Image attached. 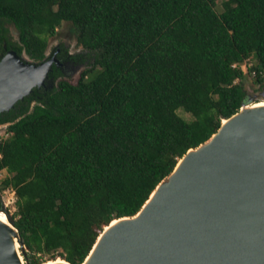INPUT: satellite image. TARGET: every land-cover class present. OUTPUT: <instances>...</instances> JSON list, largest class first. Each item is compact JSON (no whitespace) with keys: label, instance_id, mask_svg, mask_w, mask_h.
Here are the masks:
<instances>
[{"label":"trees","instance_id":"trees-1","mask_svg":"<svg viewBox=\"0 0 264 264\" xmlns=\"http://www.w3.org/2000/svg\"><path fill=\"white\" fill-rule=\"evenodd\" d=\"M216 1L0 0V58L40 62L65 21L80 50L60 44L55 57L86 65L70 83L51 64L44 86L0 112V189L14 192L24 264H79L109 222L134 215L186 150L251 101L230 65L251 57L261 87L264 0L219 11Z\"/></svg>","mask_w":264,"mask_h":264},{"label":"water","instance_id":"water-1","mask_svg":"<svg viewBox=\"0 0 264 264\" xmlns=\"http://www.w3.org/2000/svg\"><path fill=\"white\" fill-rule=\"evenodd\" d=\"M52 63L61 64L54 55L32 62L23 53L6 51L0 58V112L44 86ZM260 96L264 99V85ZM252 102L189 148L193 151L180 169L173 174V167L157 183L154 198L140 206L135 219L105 231L87 264H264V108L232 118ZM0 211L21 247L1 202ZM0 264H19L2 236Z\"/></svg>","mask_w":264,"mask_h":264},{"label":"rangeland","instance_id":"rangeland-1","mask_svg":"<svg viewBox=\"0 0 264 264\" xmlns=\"http://www.w3.org/2000/svg\"><path fill=\"white\" fill-rule=\"evenodd\" d=\"M222 2L223 0H217L215 2V7L214 9L216 11H219L222 8ZM9 34L13 40L16 39V31L11 25H7ZM60 44H63L67 48V53H74L76 51L80 50V47L75 44V34L73 32V28L71 27L70 23L61 21L59 26L56 28V32L53 36L47 38V43L44 51L45 57L48 56L53 48L59 46ZM86 65L85 64H77V65H66L64 67V76L61 78L67 80L70 83H75L78 73L85 69ZM243 86L246 92L251 95V100L256 101H264V99L260 96L261 89L259 88L258 84L254 82V78L244 76L243 80ZM176 113L183 119L189 120L190 116L189 114L185 113L181 109H177ZM5 127L0 126V137L3 138L4 136L2 135V132L4 131ZM5 175V171L0 170V178H2ZM5 189H8L7 192ZM10 189L9 188H1L0 189V202H2V205H6V211L9 212L10 214L13 213L15 210L14 203L10 204ZM25 249L21 246L18 247V253L21 256L22 262L24 264V260L22 258V255L24 253ZM58 258V257H56ZM51 260V259H49ZM46 261V260H44ZM43 261V262H44Z\"/></svg>","mask_w":264,"mask_h":264},{"label":"bare ground","instance_id":"bare-ground-1","mask_svg":"<svg viewBox=\"0 0 264 264\" xmlns=\"http://www.w3.org/2000/svg\"><path fill=\"white\" fill-rule=\"evenodd\" d=\"M256 101H258V100H256ZM256 101L252 102L250 105H246V106L242 107L241 111H238L234 116H232V118L244 115L245 112H247L250 109L264 108V101H258V102H256ZM227 121L228 120H226V119L221 120V126H224L227 123ZM1 125H3V124H1ZM212 137H214V135ZM192 151L193 150L188 149L186 151V153H184L183 156L180 157V159L178 160V162L176 163V165L174 166V168L172 170L173 174L176 173L180 169V167L183 165V163L185 162V160L191 154ZM158 188H159V184H157L156 187L153 189V191L150 193L147 200L141 206V209H143L145 207V205L147 203H149L154 198ZM141 211L142 210L136 212L131 217H121V218H117V219L112 220L111 223L109 222L108 225L104 229H102V231L99 233V235L97 236L98 238L96 237L89 253L85 256L84 260L80 264H87L92 259V257L94 256L95 251H96L105 231H107L110 227H112L118 223H121V222L129 220V219H135L141 213ZM0 226L3 228L2 229L3 231L0 230V236L5 237L10 242L12 253L14 254L18 263L23 264L21 256L18 253L19 244L17 241L18 238H17L16 232H15V229L11 226V224L9 223L5 213H3L2 211H0ZM41 264H66V263L62 259L60 260V258H55V260H47V261L42 262Z\"/></svg>","mask_w":264,"mask_h":264},{"label":"built area","instance_id":"built-area-1","mask_svg":"<svg viewBox=\"0 0 264 264\" xmlns=\"http://www.w3.org/2000/svg\"><path fill=\"white\" fill-rule=\"evenodd\" d=\"M252 66H253V59L251 57H247L239 63L234 62L230 65L231 68L238 69L242 75L254 78L256 75V71H255V69H253ZM259 74L263 75V72H259ZM233 82L234 83L237 82V79H234ZM2 135L4 136L3 138H5L8 135L7 132L5 131V129L2 132ZM3 138L0 137V140ZM9 189H10V197H9L10 201H9V203L13 204L14 200H15L14 192L11 188H9ZM7 190L8 189H5V191H3V192H7ZM3 207L6 209V205H3Z\"/></svg>","mask_w":264,"mask_h":264},{"label":"flooded vegetation","instance_id":"flooded-vegetation-1","mask_svg":"<svg viewBox=\"0 0 264 264\" xmlns=\"http://www.w3.org/2000/svg\"><path fill=\"white\" fill-rule=\"evenodd\" d=\"M67 49V48H66ZM60 52V48H59V46H57V47H55V48H53V50H52V52L48 55V56H46L45 57V55H44V59H46V58H49L51 55H54V57L56 56V54L57 53H59ZM67 54H69V53H67ZM71 54V53H70ZM55 59H56V57H55ZM58 62H60L58 59H56ZM61 63V62H60ZM53 64V63H52ZM64 63H61L60 64V68H62L63 67V71H64V67L66 66H64L63 65ZM264 85V81H263V83H262V85H261V87H260V89L262 88V86ZM258 101H260V100H258ZM258 101H256V102H258Z\"/></svg>","mask_w":264,"mask_h":264}]
</instances>
